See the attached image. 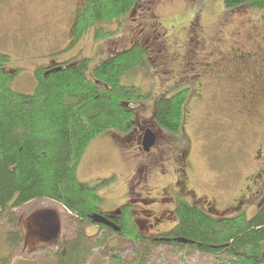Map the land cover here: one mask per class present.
Here are the masks:
<instances>
[{
    "label": "rangeland",
    "instance_id": "1",
    "mask_svg": "<svg viewBox=\"0 0 264 264\" xmlns=\"http://www.w3.org/2000/svg\"><path fill=\"white\" fill-rule=\"evenodd\" d=\"M44 1L48 3L37 0L28 8L25 7L27 17H24V22H17L18 19L15 18L18 9L15 2L7 5L0 14V53L10 56V61L5 66L7 70H18L15 80L10 84L11 89L15 91L32 94L37 85L36 69L51 64L54 60L76 65L87 58L89 59L87 76L92 77L93 69L102 61L129 48L132 44L141 45L147 51L146 63L121 78L122 84L135 85L142 90L140 91L143 97L130 103L136 111L134 127L128 133L107 130L94 138L78 168L79 179L97 187V193L102 198L97 211L103 215L117 212L121 206L129 202V199H133L131 202L133 209L143 201L140 199L134 201L140 193L141 184L138 183L133 188L135 183L132 181L135 166L151 159L150 155L140 149V139L144 130L142 122L153 116L159 93L170 88L172 84L175 85V81L183 76L187 67L193 68L192 63L195 60L209 62L207 74L213 78V70L218 69L220 63L233 61L238 68L233 73V78L242 84L245 80L252 81L257 90L264 94V9H255L249 5L228 9L225 0H141L121 20L100 25L105 32H110H107L108 35L97 40L95 36L97 27H94L77 45L73 40H69L71 38L68 37L69 30L66 24L53 25L41 21L43 15L48 12H45L44 8L53 7L55 4L61 5L58 1L75 6L74 1ZM256 34L262 39L259 43ZM245 44L254 45L256 48L242 55L240 46L243 47ZM180 82L188 85L184 77ZM239 86L232 94L240 92L241 95L244 94V101L247 102L244 103V107L249 110L255 109L260 116H264V99L261 106L256 105L253 103L254 91L243 85ZM189 89L193 90L191 85ZM210 95L211 93L206 94V102L196 101L192 94L186 97L185 110L192 108L194 113L192 119L186 120L185 129L178 132L177 138L188 142L193 160L188 170L198 193L203 194V190H209L219 194L218 199L205 197L202 200L210 212L219 214L230 205L235 196L243 194V188L254 179V169L260 162H256L254 157L257 155L256 146L263 142L264 123L255 128V133H243L233 130L223 119L215 117L207 119L205 115L209 107L217 108L220 115L225 118L230 107L234 108L236 104L233 101L218 99L215 104L209 105L207 102L210 101ZM159 128L155 127L160 134L157 156L163 154L168 157L173 148L171 142L161 143L164 138L161 137L162 128ZM176 135L174 134V137ZM153 166L155 181L151 192L146 193V200H150L147 207L153 212H159L165 204H159L152 199L156 196L157 190L164 185L163 171L169 172L171 165L164 160L156 162ZM260 190L261 183L253 189L257 197L244 209L248 217L254 216L260 207L258 205L261 198ZM17 211L25 243L19 249L13 250L11 264H58L56 252L60 249L62 241L68 242L77 236L74 217L61 204L50 199L32 200ZM236 213L231 211L226 217L235 216ZM130 215L139 230L152 236L144 226L149 222H146L141 213L130 211ZM156 228L161 230L163 227ZM84 231L94 236L90 244L99 236L105 237L108 251L102 252L106 246L103 248L85 245L86 253L93 246L92 254L84 255L83 262L78 264H113L110 257L119 253L129 258L137 248L132 239L114 233L121 230L108 232L90 224L84 226ZM4 248L6 249L5 245ZM144 264H219V262L190 248L177 251L165 245L152 249Z\"/></svg>",
    "mask_w": 264,
    "mask_h": 264
},
{
    "label": "trees",
    "instance_id": "2",
    "mask_svg": "<svg viewBox=\"0 0 264 264\" xmlns=\"http://www.w3.org/2000/svg\"><path fill=\"white\" fill-rule=\"evenodd\" d=\"M138 1L84 0L75 36L82 37L95 25H99L98 38L108 35L100 25L118 20ZM224 3L228 9L244 5L264 9V0ZM144 58V50L134 46L101 62L92 77L87 76L89 59L48 75L41 68L36 72L34 92L24 94L11 89L18 71H8L10 56L0 53V264H11L13 250L25 243L17 210L35 199L61 204L76 221L77 236L62 241L56 252L58 264L83 262L93 247L86 253L85 245L106 246L102 252L108 251L105 237L90 244L94 236L84 231L90 224L108 232L113 229L92 222L102 198L96 186L79 179L78 168L94 138L107 130L126 133L134 127L136 111L130 103L143 97L142 90L122 84L121 78ZM186 97L183 91L157 98L155 119L164 130L180 131ZM120 210L121 231L114 233L132 239L137 248L129 258L116 253L110 257L113 264H144L152 249L165 245L177 251L190 248L219 264H264V201L251 218L242 214L227 219L212 218L183 203L177 230L160 240L142 235L130 215L131 206L125 204Z\"/></svg>",
    "mask_w": 264,
    "mask_h": 264
},
{
    "label": "flooded vegetation",
    "instance_id": "3",
    "mask_svg": "<svg viewBox=\"0 0 264 264\" xmlns=\"http://www.w3.org/2000/svg\"><path fill=\"white\" fill-rule=\"evenodd\" d=\"M36 1L37 0H0V14L7 7V5H10L11 3L15 2V4H17L18 6V9L15 13V18L18 19L17 22H24L25 21L24 17L26 16L25 7L28 8L29 5H31L32 3ZM39 1L48 3L44 0H39ZM73 1L75 2V0ZM58 2L61 5L55 4V6L53 7L44 8V11L45 12L48 11V12L43 15L42 20H41L42 23L53 24V25L66 24L68 26L67 29L69 30L68 37L71 38L69 40L71 41L73 40L74 44H77V45L87 35V33L94 27H97L95 29L96 39L97 40L99 39L97 36V29H99V25H95L91 27L89 31L82 37H77L74 34L75 26H76V17H77L79 9L82 7L84 3V0H77L75 3L73 2V5L75 6H69L68 3H66L65 1H63V3L62 1H58ZM57 16L59 18H57ZM122 17H120L118 20H121ZM240 33H242L241 30H240ZM256 35H257L256 38L260 40V41H257V43L261 42L262 39L260 35L259 34H256ZM134 46H140L144 50L145 58L141 64H145L147 51L145 50L143 46L138 45V44H134V45L132 44L129 48L121 50V51H126ZM240 48H241L240 50L241 54L246 55L247 53H249V51L251 52L253 49H255L256 46L251 45V44H245L243 45V47L240 46ZM114 55H111V57ZM214 64L216 63L214 62ZM67 65H68L67 62L54 60L51 64L38 67L35 71V76H36V72L41 68H44L45 75H48L54 72L56 68H60L61 70L65 68ZM209 65L210 63L204 60H195L192 63L193 68L187 67V69L182 74L183 76L178 78V80L175 81V83L173 82L175 85L172 84L170 88H167L162 93H159V97H162L164 95L172 96L179 92L185 91L187 94V97L192 94L193 99H195L198 102L199 101L206 102L207 101L206 94L211 93L210 101L207 102L209 103V105L215 104V102H217L218 99L222 101L223 100L233 101L236 104L234 108L230 107V109L228 110V114L226 115L228 119L220 115L217 108H214L213 106L209 107V110L206 111L205 117L207 119H209V117L223 119L231 125L233 130L236 129L239 132H243V133L244 132L246 133L254 132L255 133V128L264 123V116H260L257 110L255 109L249 110L248 108L244 107V103H247L246 101H244V94L241 95V92L237 94H232V92L234 91V89H237L240 87L239 84L243 85V87L245 86L246 88H251L255 93V96H254L255 101H253V103L255 102L256 105L259 104L260 106L262 104L261 101L264 99V94L261 93V91L257 90L256 85H254L252 81L245 80V82L242 84V83H239V81H237L235 77L233 78V73L236 71V69H238L235 62L233 61L225 62L224 61L223 63H220L219 68L216 70H213L214 78L210 74H207ZM8 71H11V70H8ZM183 77L185 79L186 84L188 83L187 86H185L184 82H180V80ZM190 85L193 88L192 91H190L189 89ZM193 113H194V109L192 108L190 110H187V109L184 110L183 122H182V127L180 131L185 129L186 120L192 119ZM142 123L144 124V127H143L144 130H143V134L141 135V139H140V145H141L140 149L143 153L150 155L149 157L151 159L149 161L141 162L135 166L132 181L135 183L133 188H135L136 184L138 183L141 184L140 185L141 188L139 190L140 193L138 194V197L136 196L134 201H139L140 199L141 201L143 200L144 202L143 201L139 202L138 203L139 205L136 206L135 209H133L132 204H131V202H133V199L131 200L129 199V202L126 205L131 206L132 213L133 212L141 213L146 218V222H149L147 225L144 224V226L147 227L146 229L147 232L152 233L151 234L152 236L144 234L143 230L140 229L139 231L142 233L143 236L149 237V238H155L156 240L157 239L160 240L162 239V237H166V236H169L175 233L180 223V215H179L180 213L179 212H180V208L183 203H187L191 207H198L200 210L206 212L210 217L212 218L214 217L216 219L234 218L242 214H246L244 212V209L246 206H249L252 200H254L257 197V196L255 197V193L253 189L259 183H261V190H260L261 198L258 202V205H260V207L262 206L263 201H264V136L262 139L263 142H260L258 146H256L257 155H255L254 160L256 162H259V161L260 162H259L258 167L254 169L255 176H254V179L251 180L252 183L249 185H246L243 188V192H242L243 194L235 196L230 201L231 202L230 205L227 206V208L224 211H222L219 214H214L210 212L209 207L206 204H204L202 200L205 197H208L209 199L211 198L218 199L219 194L218 193L214 194L213 192H210L209 190H206V191L203 190L204 195L202 193H200L201 194L200 195L197 189L193 186V183H192L193 177L191 176L188 170L189 165L193 161L191 160L192 153L188 149V142L185 141V139L177 138L178 132L177 133L168 132L167 130H164L161 126H159V124L157 123V120L155 119V112H153L152 117H148L147 120H143ZM155 127L156 128L160 127L159 129L162 128L161 131L164 133L163 134L161 132V137L164 138L161 143L171 142V146L173 149L169 152L170 155H168V157H166L163 154L160 156H157L158 150L156 151V149L158 147V143L160 140L159 138L160 134L157 133ZM148 129H151L153 132L154 131L156 132V133L154 132L156 134V142H155V145L151 147L149 151H145L142 143H143L145 133ZM174 134H177V135L174 137ZM164 160H166L167 163H170L171 165L170 171L169 172H165V170L163 171L165 173L163 177V180H165L164 185L159 190H157L156 196L153 197L152 200H154L155 202L159 204L161 203L165 205L164 207L160 209L159 212H156V211L153 212L151 208L147 207V203L150 200H146V196L147 194L151 192L153 181H155L153 165H155L156 162H159V161L162 162ZM158 164L161 165L160 163ZM165 169L168 171L167 168ZM169 173H171V175H169ZM171 191L172 193H170ZM143 195L145 196L144 198H143ZM231 211H236L237 212L236 215L232 217H226V215ZM105 215L110 217L109 220L115 223H119L122 220V211L120 209L115 213L113 212V213L105 214ZM168 224H170V226H168ZM101 225L108 227L109 229H112L108 225H105V224H101ZM157 226H160V228L161 227L163 228L159 230L158 228H156ZM47 231H49L48 228H47ZM49 233H51V231H49Z\"/></svg>",
    "mask_w": 264,
    "mask_h": 264
},
{
    "label": "water",
    "instance_id": "4",
    "mask_svg": "<svg viewBox=\"0 0 264 264\" xmlns=\"http://www.w3.org/2000/svg\"><path fill=\"white\" fill-rule=\"evenodd\" d=\"M58 70H60V68L55 69V71H58ZM155 142H156V134L151 129H148L145 133L143 143H142L144 150L149 151L151 147L155 145ZM109 218L110 217L105 216L101 213H93L91 215L92 222L105 224V225L110 226L115 231H120L121 227L117 223L110 221ZM179 241L185 242V243L188 242L186 239H183V238H180Z\"/></svg>",
    "mask_w": 264,
    "mask_h": 264
}]
</instances>
